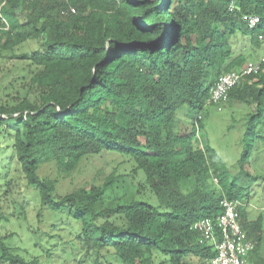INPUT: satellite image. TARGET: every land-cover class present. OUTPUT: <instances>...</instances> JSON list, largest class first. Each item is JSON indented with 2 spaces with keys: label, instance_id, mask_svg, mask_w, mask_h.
Listing matches in <instances>:
<instances>
[{
  "label": "trees",
  "instance_id": "trees-1",
  "mask_svg": "<svg viewBox=\"0 0 264 264\" xmlns=\"http://www.w3.org/2000/svg\"><path fill=\"white\" fill-rule=\"evenodd\" d=\"M252 14L255 27L244 21ZM0 28V59L38 43L16 55L21 65L0 83V138L39 196L42 224L29 232L39 248L31 260L11 244L13 232L0 235V264H210L216 250L194 225L223 214L224 199L239 202L256 242L250 264H264L263 218L251 220L244 202L261 175L243 166L233 173L203 135L212 87L249 62L235 54L234 35L249 38L251 59L264 47V0H0ZM262 67L223 102L242 105L256 151L264 59ZM186 118L191 128L180 133ZM104 153L127 158L135 180L113 173L62 192L40 172L51 162L71 176ZM9 170L0 163V195L10 190ZM118 181L133 191L118 196Z\"/></svg>",
  "mask_w": 264,
  "mask_h": 264
},
{
  "label": "rangeland",
  "instance_id": "rangeland-1",
  "mask_svg": "<svg viewBox=\"0 0 264 264\" xmlns=\"http://www.w3.org/2000/svg\"><path fill=\"white\" fill-rule=\"evenodd\" d=\"M232 43L235 54L247 53L249 62L262 61L264 59V47L257 51V58H250V55H254L256 52L254 53L252 50L251 47L253 45L249 38L242 35V33L234 35ZM37 47L38 43L31 41L18 47L15 53H4L0 59L1 85L8 83L11 79L12 73L8 76L7 71L21 65L16 55L28 53ZM250 52L253 53L251 54ZM235 107V109L222 107V110H219L218 106L208 105L203 112L205 124L203 135L233 173H236L243 166V168L248 169L251 167L250 171L252 174L261 175L260 178H254L251 181L253 184L249 190V196L244 202L248 201L249 218L255 220L262 217L264 222V143L261 144L259 150H255L258 146L257 143L254 145V135L246 134L244 113L241 112L242 105L237 104ZM190 128L191 125L187 118L181 121L180 133H185ZM252 143L254 150H252L250 155H245L246 149L251 147ZM8 146L10 147V144L6 143V138H0V163L8 162L10 166L8 180L11 182L9 192L0 195V235H11L13 232L11 244L17 247L23 256L31 260L39 248L37 250L33 248L36 240L29 235V232L42 226L37 219V214L41 209V202L39 196L27 184L25 174L17 158L12 154ZM244 158L248 159L249 162L244 161ZM132 170L133 166L127 158L120 157L117 154L104 153L101 156L91 158L85 163L82 171L80 170L71 176L59 173L56 166L51 162L46 163L40 172L44 176L57 179L60 191L67 192L93 182L102 184L113 173L115 176L120 177L119 180L133 181L135 179L133 178ZM249 179V177H246L247 181ZM139 180L143 182L144 178L142 175L138 177ZM214 180L216 183L218 182L217 178ZM127 185L118 181V196L125 197L133 191L132 187L130 189L126 188ZM42 244L45 245V243ZM46 245L48 246V244ZM41 256L42 262L48 263L46 261L48 254H41ZM52 264H62V261L54 258Z\"/></svg>",
  "mask_w": 264,
  "mask_h": 264
},
{
  "label": "built area",
  "instance_id": "built-area-1",
  "mask_svg": "<svg viewBox=\"0 0 264 264\" xmlns=\"http://www.w3.org/2000/svg\"><path fill=\"white\" fill-rule=\"evenodd\" d=\"M71 10L76 12L73 7ZM244 21L250 27H255L260 21V17L256 14L244 15ZM262 69V61H254L246 63L237 70L224 73L212 87L208 105L218 106L219 110H222L223 102L228 97L230 90L246 76ZM201 118L202 115H198L196 122ZM222 205L224 207L223 214L217 216L216 219H202L194 225V228L202 234L208 244L216 250V255L210 260V264H250L249 254L256 247V242L247 236L240 223L237 210L239 202L224 199Z\"/></svg>",
  "mask_w": 264,
  "mask_h": 264
}]
</instances>
